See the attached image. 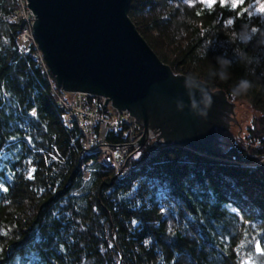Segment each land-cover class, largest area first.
I'll list each match as a JSON object with an SVG mask.
<instances>
[{
    "label": "trees",
    "instance_id": "16d2710c",
    "mask_svg": "<svg viewBox=\"0 0 264 264\" xmlns=\"http://www.w3.org/2000/svg\"><path fill=\"white\" fill-rule=\"evenodd\" d=\"M262 6L131 0L128 15L160 60L225 91L243 115L220 153L152 140L119 180L83 155L38 61L20 52L16 0H0V264H264ZM218 57L231 61L227 79ZM241 79L252 88L233 96Z\"/></svg>",
    "mask_w": 264,
    "mask_h": 264
},
{
    "label": "water",
    "instance_id": "95a60500",
    "mask_svg": "<svg viewBox=\"0 0 264 264\" xmlns=\"http://www.w3.org/2000/svg\"><path fill=\"white\" fill-rule=\"evenodd\" d=\"M28 5L61 90L103 96L118 112L129 111L145 130L141 148L152 131L153 149L185 147L207 155L223 150L220 137L230 121L237 123L236 105L225 91L163 63L129 17L131 0H28ZM205 96L210 105L203 103Z\"/></svg>",
    "mask_w": 264,
    "mask_h": 264
},
{
    "label": "built area",
    "instance_id": "2783aa9c",
    "mask_svg": "<svg viewBox=\"0 0 264 264\" xmlns=\"http://www.w3.org/2000/svg\"><path fill=\"white\" fill-rule=\"evenodd\" d=\"M16 2L17 10L10 23L21 26L18 36L20 52L32 53V57L38 61L50 84L51 95L56 98L58 106L65 111L67 121L78 128L79 136L83 141V155L98 156L104 165L112 169L115 178L119 180L140 168L142 163L137 164L139 160L134 157L142 150L140 141L145 135L144 128L142 130V127L136 124V119L129 111L118 112L111 102H107L106 97L61 90L38 43L34 30L35 14L29 8L28 0H16ZM146 135L147 144L154 140V132L150 131ZM89 176L90 173L85 171L86 180Z\"/></svg>",
    "mask_w": 264,
    "mask_h": 264
},
{
    "label": "clouds",
    "instance_id": "9594fccd",
    "mask_svg": "<svg viewBox=\"0 0 264 264\" xmlns=\"http://www.w3.org/2000/svg\"><path fill=\"white\" fill-rule=\"evenodd\" d=\"M238 0H232V3H237ZM186 3H188L190 6L194 3V0H186ZM208 6L210 7L212 4V0H208L207 2ZM261 11H264V6L261 7ZM217 62L220 64V72L219 76L221 79H227V68L231 65V61L224 59L223 57H218ZM252 88V83L247 79H241L239 83L233 88L232 95L233 96H240L245 95L248 93V91ZM203 103L205 105L211 104V98L208 96L204 97Z\"/></svg>",
    "mask_w": 264,
    "mask_h": 264
},
{
    "label": "rangeland",
    "instance_id": "374dc122",
    "mask_svg": "<svg viewBox=\"0 0 264 264\" xmlns=\"http://www.w3.org/2000/svg\"><path fill=\"white\" fill-rule=\"evenodd\" d=\"M230 115L231 116H233L231 113H230ZM242 115H243V112H241L240 114H239V116L237 115V110H236V107H235V116H233V117H235V119L237 120V119H239V120H241V117H242ZM230 129L229 130H227V128H225V130H223L222 131V135L224 136H221L220 137V141L221 142H224L225 144L224 145H222L221 146V150L222 149H224L227 145H228V143L232 140V138L234 137V133L236 134V132H237V129H236V127H234L235 126V124H234V121H230ZM237 123H238V121H237ZM236 123V124H237ZM240 125V124H239ZM225 137H228V138H225ZM154 141H155V145H157V135H156V133L154 132ZM141 152L140 153H138L135 157H134V159H136V160H139L140 158H141Z\"/></svg>",
    "mask_w": 264,
    "mask_h": 264
},
{
    "label": "snow or ice",
    "instance_id": "6c2138e0",
    "mask_svg": "<svg viewBox=\"0 0 264 264\" xmlns=\"http://www.w3.org/2000/svg\"><path fill=\"white\" fill-rule=\"evenodd\" d=\"M205 2L207 3L208 0H205ZM212 3H214V0H212ZM235 4H236V3H234L233 5L235 6ZM229 23H231V21H229ZM32 115H34V116L36 115L35 111H33ZM0 155H2V153H0ZM29 163H31V162L29 161ZM35 171H36V169H34V168L31 169V170L29 171V173H28V178H29V179H32V178H33V177H32V173L35 172ZM0 188H3V186L0 185ZM3 190H4V191H7L6 188H3ZM5 234H6V233H5ZM257 249L260 250V246H259V245H257Z\"/></svg>",
    "mask_w": 264,
    "mask_h": 264
}]
</instances>
